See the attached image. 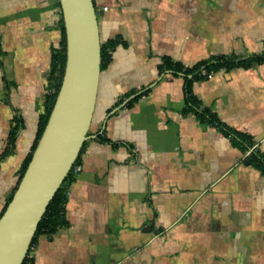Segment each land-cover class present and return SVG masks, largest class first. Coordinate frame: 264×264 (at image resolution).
I'll use <instances>...</instances> for the list:
<instances>
[{"label": "crops", "instance_id": "0c3cea01", "mask_svg": "<svg viewBox=\"0 0 264 264\" xmlns=\"http://www.w3.org/2000/svg\"><path fill=\"white\" fill-rule=\"evenodd\" d=\"M93 3L100 39L117 43L67 184V224L36 237L33 264H264V174L241 142L185 111L182 72L159 70L165 57L192 67L261 53L264 0ZM61 21L59 0H0V212L36 137ZM190 90L264 154V62Z\"/></svg>", "mask_w": 264, "mask_h": 264}, {"label": "water", "instance_id": "95a60500", "mask_svg": "<svg viewBox=\"0 0 264 264\" xmlns=\"http://www.w3.org/2000/svg\"><path fill=\"white\" fill-rule=\"evenodd\" d=\"M59 1L66 41L62 82L32 157L0 216V264L22 263L39 220L90 138L101 71L97 13L93 0Z\"/></svg>", "mask_w": 264, "mask_h": 264}, {"label": "trees", "instance_id": "16d2710c", "mask_svg": "<svg viewBox=\"0 0 264 264\" xmlns=\"http://www.w3.org/2000/svg\"><path fill=\"white\" fill-rule=\"evenodd\" d=\"M116 43H117V39H110L106 41L101 40L100 70L104 69L109 63L111 59V51L114 49ZM65 60H66L65 30H64L63 21H61V42H60L59 47L54 49L52 52L50 74H49L48 84H47V92L45 94L43 111L39 115L36 137L31 147L30 152L23 159V162L19 170L18 180L13 190L8 195L6 202L0 212V216L3 214L7 204L11 200L13 193L16 190L20 179L23 176V173L32 157V153L47 123V120L49 118L50 112L52 110V107L54 105V102L56 100V97H57V94H58V91H59V88L62 82L64 67H65ZM263 62H264V50L259 54L248 56V57H240V58H237L234 56H225V55L214 56V57H210L209 59L205 61L197 63L196 65L192 67L182 66L178 63L171 61L169 58L165 57L162 59L161 63L159 64V70L163 71L165 69H170L176 73L182 72L186 77L185 79V95H186L185 111L194 110L195 114L199 117L201 121H205V122L215 125L219 129H221L225 134L229 136H233L235 140H238L237 142H241L243 144V149L248 150L247 159L250 161V163H252L254 166L259 168L264 174V154H262L261 152L255 149H251L252 147L251 138H249L248 136L238 131L232 130L228 128L226 125H224L217 118L216 114L210 110V108L202 107L197 102V100L193 97L191 90H190V82L192 79L205 78V76L201 75L202 69H205L206 72H210V71H216L221 68L230 69L235 66L249 67L251 65H255V64H259ZM189 75H191L190 79L188 78ZM137 97H134L133 100ZM13 139H14V133L10 136V141H13ZM81 149L74 163L72 164V167L70 168V170L64 177L62 183L60 184V186L54 193L45 212L43 213L41 219L39 220L38 225L36 227V231L30 243L29 249L21 264H33L32 257H30L29 254H30L31 247L35 243V239L39 234L50 235L53 232H55L59 227L67 224L65 215H64L65 213L64 207H65V201L67 197V184L73 179L75 175L74 167L79 164Z\"/></svg>", "mask_w": 264, "mask_h": 264}, {"label": "built area", "instance_id": "2783aa9c", "mask_svg": "<svg viewBox=\"0 0 264 264\" xmlns=\"http://www.w3.org/2000/svg\"><path fill=\"white\" fill-rule=\"evenodd\" d=\"M213 73H214V71L206 72L205 69H202L201 70V75L202 76H205V77H209V76L213 75ZM80 169H81L80 165H76L74 167V173H77ZM29 256L31 257V251H30Z\"/></svg>", "mask_w": 264, "mask_h": 264}]
</instances>
